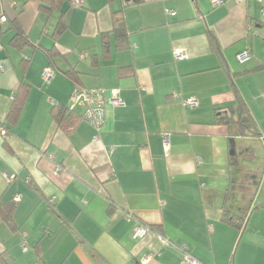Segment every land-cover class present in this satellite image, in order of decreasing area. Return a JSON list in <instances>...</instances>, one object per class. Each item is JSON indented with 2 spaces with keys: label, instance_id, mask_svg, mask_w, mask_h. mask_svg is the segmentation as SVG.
I'll return each instance as SVG.
<instances>
[{
  "label": "crops",
  "instance_id": "crops-1",
  "mask_svg": "<svg viewBox=\"0 0 264 264\" xmlns=\"http://www.w3.org/2000/svg\"><path fill=\"white\" fill-rule=\"evenodd\" d=\"M42 3L0 0V264H184L181 246L201 264H264L261 0ZM122 10L126 47L112 33ZM59 20L66 28L52 37ZM12 22L26 42L12 41ZM77 88L106 90L98 131L81 106L67 109ZM111 88L123 105L109 103ZM237 97L260 139L217 121ZM56 106L70 114L67 131ZM225 209L244 216L240 228ZM137 223L149 228L141 238Z\"/></svg>",
  "mask_w": 264,
  "mask_h": 264
},
{
  "label": "trees",
  "instance_id": "trees-1",
  "mask_svg": "<svg viewBox=\"0 0 264 264\" xmlns=\"http://www.w3.org/2000/svg\"><path fill=\"white\" fill-rule=\"evenodd\" d=\"M42 1L43 3L41 4V8L51 11L55 3L60 4L61 2H64L65 0H42ZM56 8L59 9V6ZM112 20H113L112 33L115 37L117 46L126 47L127 44L125 43L127 41L128 31H127V26H126L123 10L113 12ZM10 27L14 29V32H15L12 38L13 42H18V41L26 42L25 34L22 32V30L16 23L12 22L10 24ZM65 28H66L65 23L62 20H59L54 28L52 37H55L61 34ZM208 39L212 47L214 49H218L216 38L211 32L208 33ZM47 52H48V55L51 56V51H47ZM65 74L72 78V81L75 83V85L81 87L77 78L72 77L73 72H66ZM236 101H237L236 104L229 106L225 113L223 114L220 113L217 115L218 116L217 121L223 125H234L239 135H242V136L248 135L254 139H258V138L260 139L262 136L258 132L255 122L253 118L251 117L250 113L248 112L245 104L239 97L236 98ZM20 105H21V101L19 102L16 101L14 103L11 113H10V116H12L11 118L15 117V115L17 114L20 108ZM53 117L60 127L65 129L66 131L68 130L67 126H69L71 122L67 123V120L71 119V117H70V114L67 113V109L65 107L63 106L54 107ZM262 141L264 143V138H262ZM222 218L223 220L227 221L229 224L233 225L236 228H240L244 220V216H236L234 214H231L230 211L226 209L223 210Z\"/></svg>",
  "mask_w": 264,
  "mask_h": 264
},
{
  "label": "built area",
  "instance_id": "built-area-1",
  "mask_svg": "<svg viewBox=\"0 0 264 264\" xmlns=\"http://www.w3.org/2000/svg\"><path fill=\"white\" fill-rule=\"evenodd\" d=\"M214 6H217L221 3V0H211ZM237 2H243L245 0H236ZM84 0H68L70 7H80L83 4ZM261 13L264 15V0H261ZM174 57L177 59H182L186 57V52L183 50H176L174 52ZM249 57V53L246 50L240 51L236 58L239 62H244ZM55 71L51 66L44 68L41 72V78L44 82L48 83ZM105 89L103 88H77L73 91L69 98V105L67 107L68 110L74 109L76 106H81L83 108L82 118L86 122H88L91 126H93L96 131L100 129V127L104 123L105 112H104V102H103V94L105 93ZM110 97L109 103L114 106L123 105V100L120 96V91L118 88H111L109 90ZM186 106H195L196 99L194 97L186 98L183 101ZM0 132L3 134L4 130L0 128ZM98 140V134H94L93 141ZM164 147H168V135L163 136ZM59 170L58 167L55 168V171ZM19 196H15L14 200H18ZM128 217H131L130 215ZM149 228L143 224L137 223L132 229V237H143L147 234ZM163 244L169 245L171 242L167 239H163ZM26 242L25 240L22 242L21 246L24 250H26ZM181 251L182 262L184 264H201L196 258H194L186 249L185 246L178 247Z\"/></svg>",
  "mask_w": 264,
  "mask_h": 264
},
{
  "label": "rangeland",
  "instance_id": "rangeland-1",
  "mask_svg": "<svg viewBox=\"0 0 264 264\" xmlns=\"http://www.w3.org/2000/svg\"><path fill=\"white\" fill-rule=\"evenodd\" d=\"M254 153H255V155H254L255 158H253V159H254L253 163H254L256 166H259L260 164H262V157H261V155H260L261 152L258 151V150H254Z\"/></svg>",
  "mask_w": 264,
  "mask_h": 264
}]
</instances>
